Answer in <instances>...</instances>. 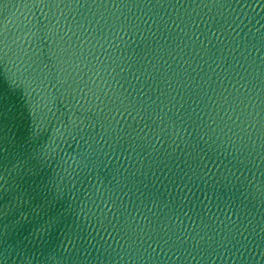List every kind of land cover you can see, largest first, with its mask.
<instances>
[{
  "label": "water",
  "instance_id": "obj_1",
  "mask_svg": "<svg viewBox=\"0 0 264 264\" xmlns=\"http://www.w3.org/2000/svg\"><path fill=\"white\" fill-rule=\"evenodd\" d=\"M0 264H264V0H0Z\"/></svg>",
  "mask_w": 264,
  "mask_h": 264
}]
</instances>
